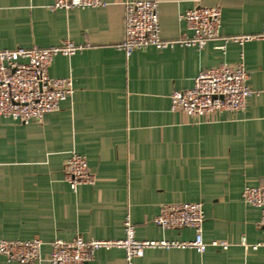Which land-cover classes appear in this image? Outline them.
<instances>
[{
    "label": "crops",
    "instance_id": "crops-1",
    "mask_svg": "<svg viewBox=\"0 0 264 264\" xmlns=\"http://www.w3.org/2000/svg\"><path fill=\"white\" fill-rule=\"evenodd\" d=\"M54 0H0V50L49 48L51 78H69L73 95L41 121L0 117V240L49 243L124 238L129 218L137 240L189 242V228L163 230L153 218L162 204H202L207 246L147 248L129 262L121 248L99 249L88 264H264L260 209L244 201L245 187L264 182V0H155L159 34L189 36L180 15L196 5L221 9L219 37L199 49L179 43L126 54L124 2L52 10ZM224 46L223 49L220 47ZM242 62L252 94L241 112L196 120L171 110L170 96L193 87L199 72ZM71 152L85 157L93 184L72 190L62 166ZM245 238L246 245L241 244ZM0 264H20L0 255ZM33 264H50L48 262Z\"/></svg>",
    "mask_w": 264,
    "mask_h": 264
},
{
    "label": "built area",
    "instance_id": "built-area-1",
    "mask_svg": "<svg viewBox=\"0 0 264 264\" xmlns=\"http://www.w3.org/2000/svg\"><path fill=\"white\" fill-rule=\"evenodd\" d=\"M103 5L102 0H54L50 8L68 10ZM123 5L124 37L119 47L126 54L145 47L165 49L175 43L202 49L207 42L219 37L221 9L218 6L196 5L185 11L180 19L191 34L177 41H169L163 40L159 34L157 1L132 0L125 1ZM256 38H264V23L256 36H228L223 40L242 44ZM78 49L75 44L64 42L49 48L0 50V117L28 124L32 120L41 121L45 114L59 110L60 103L71 97L74 89L69 78L49 77L48 68L55 55H73ZM251 94L243 63L221 64L199 72L192 88L174 91L170 96L171 110L199 121H214L224 111H243ZM62 172L72 190L81 184L95 182V175L89 170L85 157L76 152H71L65 159ZM242 196L245 202L260 209L259 226L264 232V182L256 187H245ZM153 222L163 230L192 229L194 239L189 242L137 240L134 226L126 217L122 239L85 240L79 235L70 242L56 239L49 243L50 251L45 256L41 255L43 242L40 239L0 240V255L20 264H88L99 249L121 248L129 262L141 257L147 248L192 247L198 253H203L209 245L222 249L229 245L225 241L204 242V212L202 204L197 202L162 204ZM241 244L246 245L245 238H242ZM251 246H264V234L260 242Z\"/></svg>",
    "mask_w": 264,
    "mask_h": 264
}]
</instances>
